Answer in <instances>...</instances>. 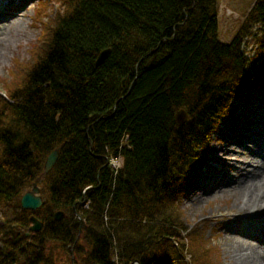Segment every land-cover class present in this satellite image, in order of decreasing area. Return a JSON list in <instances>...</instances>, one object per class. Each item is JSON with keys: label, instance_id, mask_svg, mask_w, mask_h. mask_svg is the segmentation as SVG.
<instances>
[{"label": "trees", "instance_id": "trees-1", "mask_svg": "<svg viewBox=\"0 0 264 264\" xmlns=\"http://www.w3.org/2000/svg\"><path fill=\"white\" fill-rule=\"evenodd\" d=\"M252 3L224 42L219 0L44 1L31 58L0 87V264H218L211 221L186 222L182 206L264 80V0ZM59 146L42 206L24 208ZM31 215L42 228L27 235Z\"/></svg>", "mask_w": 264, "mask_h": 264}, {"label": "rangeland", "instance_id": "rangeland-1", "mask_svg": "<svg viewBox=\"0 0 264 264\" xmlns=\"http://www.w3.org/2000/svg\"><path fill=\"white\" fill-rule=\"evenodd\" d=\"M46 1L52 2L54 0ZM219 2L220 37L222 41L229 42L244 20L246 12H249L248 9L253 5V0H219ZM37 7L38 0H0V10L8 14V17L0 16V37H4L3 28L11 27V34L17 38L15 41L9 42L8 45L3 39L0 42V46H5V56L3 58L7 60L3 62L0 59V79L2 80L8 76L9 69L13 67L16 58L20 60L31 58L30 51L40 35V29L37 26L40 8L37 11ZM263 97L264 81L252 91L249 97L238 102L235 107L237 109L235 117L229 119L223 132L219 135V139L217 140L216 137L210 144L209 150L205 153L204 161L189 175L190 184L182 206L184 219L192 224L204 218L211 220L208 236L216 239L218 264H241L240 261L234 257L232 258V250L238 246L237 244L252 242L254 245H258L259 243L258 240L250 238L249 233L235 231L232 227L242 225L243 228H246L250 219L243 217L246 210H243L237 201L240 190H236L230 185L227 187L221 186L227 180L231 182L234 176L238 174V169L234 167L236 165L234 160L230 161L232 165L224 166L223 151L221 149L227 145V142L222 140V138H226V132H232L233 126L249 124L251 120L255 119L253 111L261 112L258 106H264L262 103ZM253 129L255 130V128ZM247 134L254 140L260 139L252 131H248ZM239 141L242 145L249 144L243 138H240ZM234 148L239 147L234 146ZM262 153L264 154V152ZM260 161L264 163L263 156ZM201 183H209L207 186L209 188H215L216 186L218 188L214 191L204 192L199 187ZM261 230L260 233H263L264 236V228Z\"/></svg>", "mask_w": 264, "mask_h": 264}, {"label": "bare ground", "instance_id": "bare-ground-1", "mask_svg": "<svg viewBox=\"0 0 264 264\" xmlns=\"http://www.w3.org/2000/svg\"><path fill=\"white\" fill-rule=\"evenodd\" d=\"M0 16L8 17V14L0 10ZM11 30V27L3 28L4 37H0V42L3 39L8 45L9 42L17 39L16 36L11 34ZM4 48L5 46H0V59L6 62L7 60L3 58L5 56ZM262 103L264 104V97ZM258 109H261V112L253 111L254 120H251L247 125L233 126L232 132H226V138H222L224 142H227L226 147L221 149L223 151V164L224 166L232 165L230 161L234 160L236 163L234 167L238 169V174L234 176L231 182L227 180L228 183L223 182L221 186L227 187L230 185L236 190H240L237 201L240 203L241 208L246 210L243 217L250 219L246 228H243L242 225L232 227L235 231L249 233L250 238L259 242L258 245H254L252 242L238 243V246L232 250V258L234 257L241 264H264V236L263 233H260L262 232L261 229L264 228V163L260 161L262 156L264 159L262 153L264 152V106L260 105ZM248 131L254 132L260 139L254 140L247 134ZM240 138L246 139L249 144L242 145L239 141ZM234 146L239 148H234ZM208 184L201 183L199 187L204 192L214 191L218 188V186L209 188L207 187ZM104 221L109 228L108 214L104 215ZM110 231H112L111 227Z\"/></svg>", "mask_w": 264, "mask_h": 264}, {"label": "water", "instance_id": "water-1", "mask_svg": "<svg viewBox=\"0 0 264 264\" xmlns=\"http://www.w3.org/2000/svg\"><path fill=\"white\" fill-rule=\"evenodd\" d=\"M110 48H106L100 52L98 55L96 64L100 65L102 64L107 56L110 53ZM188 120V113L185 109H179L176 114H175V122L177 125L181 126L184 125V123ZM59 151L60 147H57L51 151V153L48 155L46 161H45V166H44V171L42 175L46 174L47 172L50 171V169L54 166L56 161L58 160L59 157ZM43 202V197L40 194V187L38 186L37 182L34 183L33 187L25 192L21 198V204L24 208L27 209H37L42 205ZM63 217V212L58 211L55 215L56 219H61ZM31 221L32 225L29 226V229L31 231H38L42 228V221L38 219L36 216L32 215L31 216ZM29 233V232H28Z\"/></svg>", "mask_w": 264, "mask_h": 264}]
</instances>
